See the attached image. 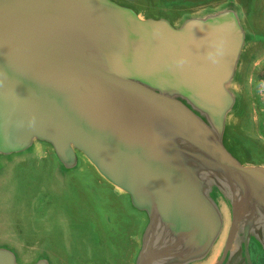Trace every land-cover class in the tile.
Here are the masks:
<instances>
[{
  "label": "water",
  "instance_id": "1",
  "mask_svg": "<svg viewBox=\"0 0 264 264\" xmlns=\"http://www.w3.org/2000/svg\"><path fill=\"white\" fill-rule=\"evenodd\" d=\"M263 10L264 0H0V161L13 160L0 174L51 157L61 177L89 174L102 200L123 199L141 225L122 264L206 257L225 224L218 196L230 227L216 264L236 263L264 243L252 96ZM89 216L98 241L118 232L112 215ZM44 256L60 264L49 247L0 242V264H50Z\"/></svg>",
  "mask_w": 264,
  "mask_h": 264
},
{
  "label": "rangeland",
  "instance_id": "2",
  "mask_svg": "<svg viewBox=\"0 0 264 264\" xmlns=\"http://www.w3.org/2000/svg\"><path fill=\"white\" fill-rule=\"evenodd\" d=\"M259 25L264 29V10ZM252 76L255 82L252 96L258 98L264 65L260 63ZM7 169L11 170L0 174L1 243L27 252L49 247L60 264H122L118 260L120 251L125 249V240L130 231L140 230L141 225L123 199L121 202L111 193L117 200L109 208L106 200L99 197L89 174L76 172L61 177L51 157H30ZM89 213H96L101 219L112 215L111 224L118 232L98 241L91 229Z\"/></svg>",
  "mask_w": 264,
  "mask_h": 264
},
{
  "label": "flooded vegetation",
  "instance_id": "3",
  "mask_svg": "<svg viewBox=\"0 0 264 264\" xmlns=\"http://www.w3.org/2000/svg\"><path fill=\"white\" fill-rule=\"evenodd\" d=\"M11 161H13V160L0 161V171L2 168L7 167L6 165H8ZM211 198H212V200H214L219 205V208L221 209V211L223 213L224 220H225L224 229H223V232L220 236L219 241L212 248L210 253L206 257H204L203 259L192 262L190 264H216L218 262L219 258L221 257L224 249H225V245H226L227 238H228L229 227H230L229 215L226 213V210L223 209V207L221 205V201L218 198V196L212 195ZM116 200L117 199L115 197H113L110 200L107 199L106 205L108 204L109 208H112V206L115 204ZM120 201L122 202L121 199H120ZM137 218H138V216H137ZM138 235H140V231H139ZM6 247L11 248L9 245H7ZM37 258L40 259L42 257L38 256ZM44 258L46 260H48L50 264H52L51 259L48 256H44ZM226 264H228V263H226ZM234 264H264V243L261 241L255 240L254 242L249 244L248 250L246 251V249H245L242 253L241 259L236 261V263H234Z\"/></svg>",
  "mask_w": 264,
  "mask_h": 264
},
{
  "label": "built area",
  "instance_id": "4",
  "mask_svg": "<svg viewBox=\"0 0 264 264\" xmlns=\"http://www.w3.org/2000/svg\"><path fill=\"white\" fill-rule=\"evenodd\" d=\"M258 99H259L260 108L262 109V114H263V127H264V79H262L259 82V86H258Z\"/></svg>",
  "mask_w": 264,
  "mask_h": 264
},
{
  "label": "crops",
  "instance_id": "5",
  "mask_svg": "<svg viewBox=\"0 0 264 264\" xmlns=\"http://www.w3.org/2000/svg\"><path fill=\"white\" fill-rule=\"evenodd\" d=\"M262 129H263V134H264V127H263V124H262Z\"/></svg>",
  "mask_w": 264,
  "mask_h": 264
}]
</instances>
